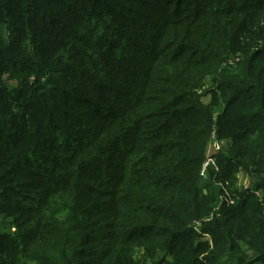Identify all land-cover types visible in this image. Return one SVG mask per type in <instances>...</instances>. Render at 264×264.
Masks as SVG:
<instances>
[{
  "label": "trees",
  "instance_id": "16d2710c",
  "mask_svg": "<svg viewBox=\"0 0 264 264\" xmlns=\"http://www.w3.org/2000/svg\"><path fill=\"white\" fill-rule=\"evenodd\" d=\"M0 264H264V0H0Z\"/></svg>",
  "mask_w": 264,
  "mask_h": 264
},
{
  "label": "built area",
  "instance_id": "2783aa9c",
  "mask_svg": "<svg viewBox=\"0 0 264 264\" xmlns=\"http://www.w3.org/2000/svg\"><path fill=\"white\" fill-rule=\"evenodd\" d=\"M216 149H217V144L216 143H211L209 148H208V151H207V153L205 155V158H204V161L202 163V166H201L200 174H201L202 177L206 176V172H207V170L210 167H214L215 168L216 165H215V160H214V157H213V152Z\"/></svg>",
  "mask_w": 264,
  "mask_h": 264
},
{
  "label": "rangeland",
  "instance_id": "374dc122",
  "mask_svg": "<svg viewBox=\"0 0 264 264\" xmlns=\"http://www.w3.org/2000/svg\"><path fill=\"white\" fill-rule=\"evenodd\" d=\"M206 86H208V84H205ZM210 99V94H206L202 97V102L207 103ZM212 147V146H211ZM212 150V149H211ZM239 184L243 187H247L250 186L251 184V178L248 176H245L243 174L239 175Z\"/></svg>",
  "mask_w": 264,
  "mask_h": 264
}]
</instances>
